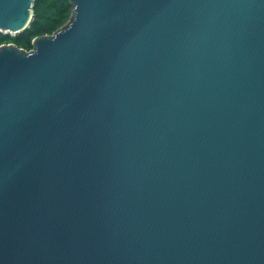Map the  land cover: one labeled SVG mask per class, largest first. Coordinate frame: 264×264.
Wrapping results in <instances>:
<instances>
[{
    "label": "water",
    "instance_id": "1",
    "mask_svg": "<svg viewBox=\"0 0 264 264\" xmlns=\"http://www.w3.org/2000/svg\"><path fill=\"white\" fill-rule=\"evenodd\" d=\"M68 5L0 43V264H264V0Z\"/></svg>",
    "mask_w": 264,
    "mask_h": 264
},
{
    "label": "trees",
    "instance_id": "2",
    "mask_svg": "<svg viewBox=\"0 0 264 264\" xmlns=\"http://www.w3.org/2000/svg\"><path fill=\"white\" fill-rule=\"evenodd\" d=\"M68 3L69 0H36L29 24L15 34L1 32L0 43L14 42L19 47L30 49L35 36L51 33L68 20L73 8Z\"/></svg>",
    "mask_w": 264,
    "mask_h": 264
}]
</instances>
